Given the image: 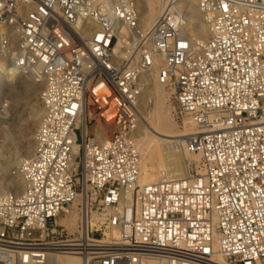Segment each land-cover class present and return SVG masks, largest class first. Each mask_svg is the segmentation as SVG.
I'll list each match as a JSON object with an SVG mask.
<instances>
[{"label":"built area","instance_id":"2783aa9c","mask_svg":"<svg viewBox=\"0 0 264 264\" xmlns=\"http://www.w3.org/2000/svg\"><path fill=\"white\" fill-rule=\"evenodd\" d=\"M177 1L144 29L136 0H0V70L39 67L45 110L24 187L0 193V264H264V0H199L202 42ZM156 56L201 172L139 185Z\"/></svg>","mask_w":264,"mask_h":264},{"label":"bare ground","instance_id":"6f19581e","mask_svg":"<svg viewBox=\"0 0 264 264\" xmlns=\"http://www.w3.org/2000/svg\"><path fill=\"white\" fill-rule=\"evenodd\" d=\"M138 1L139 0H136L137 8L139 9L141 6L139 5ZM142 1L144 2V4L142 5V10H138L140 26L144 29H148L156 21L157 17L160 15L161 11L164 8L163 6L164 4L162 0H142ZM191 1L192 4H190L189 0L177 1L179 3L178 5H180L181 8L184 9L186 8L188 11L190 10L188 12L189 22H192L191 20H193L195 16L197 17V14H200V9L198 6L199 0H191ZM158 5L160 7L159 9L157 8ZM140 16H142L143 22L146 25V27L143 25ZM196 26H198V23L196 24ZM200 26H201V30L205 34V37L209 35L210 28L209 25L204 20V18L201 20ZM196 29H198V27ZM124 31L126 32V30ZM187 31L189 32L188 26H187ZM194 35H195L194 36L195 38L193 37L194 39L196 40L200 39L198 42H202L203 40L206 39L205 37L200 38L201 36L199 31L196 32ZM161 63H162L161 57L156 56L153 70L149 74L145 75L144 89L141 95V104L142 107L144 106L142 111L143 118H142V123L137 129V135H136V137L138 138L137 143L139 141L138 148L141 153V169L139 176V185H144V183L145 184L154 183L163 179H178V178L188 177L190 173L186 171V168L182 166V159H183L182 155H184L183 152H181L182 150H184L186 155H188L190 158H195L197 160H200V154L189 151L186 145L187 136L195 128L194 123H192L187 118H184L186 119V121H188V123L192 124L193 130L189 131L188 129H184L181 131H174L172 129V125L168 117V108H170L168 105L169 98L167 93L164 91V84H162L158 79V72ZM23 72L24 71L16 70L8 66H5L0 70V73L3 74L5 73L10 80H16L17 78H19V76H23L22 74ZM153 72H155V76L152 77ZM27 73H29L32 76H37L41 78L40 80L44 81V77L40 72V68L37 66H34L30 70H28ZM148 91H153L154 97L148 98L147 96ZM44 112H45L44 104H43V99L41 97V103L39 104L36 112V115L38 116L40 123L43 119ZM108 117H112V115L109 114ZM30 143L31 144L29 149L25 152L24 155L25 157L23 158L24 161L27 160L32 155L35 145L34 137H33V141H31ZM172 143L179 145L182 148L181 151H178L179 159L177 158L178 159L177 161L173 160V154L175 150H172L170 147ZM19 166L17 168H19ZM17 168L14 173L21 176L22 179L19 178L20 183L19 182L18 183L21 185V187L22 185L24 187L25 184L24 178L21 172L17 170ZM11 183L12 186L14 187L13 191H19L17 184L14 181H12ZM0 193H5V192L0 190ZM73 207L77 208V204H75ZM67 214H68V218L67 217L66 218L64 217L65 219L62 218V223L67 224L70 228L73 229L77 226L80 220L79 212L76 210L75 211L69 210ZM83 222H84V229H86L85 216L83 218ZM52 262H54V264H85V258L79 255L61 252L53 255ZM214 262L215 264H230L224 258V256L219 252L215 254Z\"/></svg>","mask_w":264,"mask_h":264},{"label":"rangeland","instance_id":"374dc122","mask_svg":"<svg viewBox=\"0 0 264 264\" xmlns=\"http://www.w3.org/2000/svg\"><path fill=\"white\" fill-rule=\"evenodd\" d=\"M138 2L141 6L138 10H142L144 2L142 0H139ZM162 2L165 7L168 0H162ZM189 2L192 4L191 0H189ZM157 8H160L159 5ZM185 10L187 9L185 8ZM140 17L143 25L146 27L142 16ZM202 19L203 16L200 11V14H197V17L195 16L194 19L191 20L192 22H189L188 30L193 37L198 31L200 32V38L205 37V34L201 30L200 26ZM195 22L196 24L198 23V26H196ZM197 27L198 29H196ZM207 37L208 35L205 38ZM199 40L200 39H198V41ZM22 74L23 76H19L16 80H10L5 73H0V190L5 193L13 191L14 187L12 186V181L17 184L19 191L22 190L23 185L21 187L19 184V181L22 178L14 172L24 161L23 158L25 157V152L29 149L31 144L30 142L33 141L35 132L40 124V120L36 115V112L39 104L41 103L44 81L40 80L41 78L32 76L27 72H23ZM153 76H155V72H153L152 77ZM164 91L167 93L169 98L168 105L170 108H168V117L171 122L172 129L174 131H181L184 129H188L189 131L193 130L192 124L188 123L186 119L177 113V105L173 88L164 84ZM147 96L148 98L154 97V92L148 91ZM170 147L172 150H175L173 160L177 161L179 159L178 151H181L182 148L174 143H172ZM181 152L184 154L182 155V166L186 168V171L190 174L200 173L201 161L195 158H190L186 155L184 150ZM70 210H76L79 212L78 208L75 207L70 208ZM66 217L68 218V214L65 218ZM62 218L65 219L64 217ZM62 218L60 219V222H62Z\"/></svg>","mask_w":264,"mask_h":264}]
</instances>
